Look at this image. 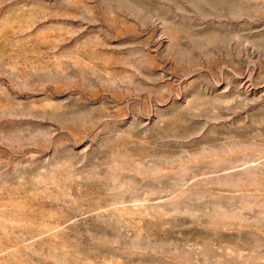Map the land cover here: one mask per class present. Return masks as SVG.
<instances>
[{
    "label": "rangeland",
    "instance_id": "1",
    "mask_svg": "<svg viewBox=\"0 0 264 264\" xmlns=\"http://www.w3.org/2000/svg\"><path fill=\"white\" fill-rule=\"evenodd\" d=\"M0 264H264V0H0Z\"/></svg>",
    "mask_w": 264,
    "mask_h": 264
}]
</instances>
